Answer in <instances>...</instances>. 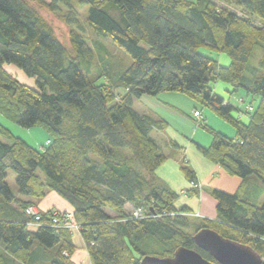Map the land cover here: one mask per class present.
<instances>
[{"label": "trees", "instance_id": "16d2710c", "mask_svg": "<svg viewBox=\"0 0 264 264\" xmlns=\"http://www.w3.org/2000/svg\"><path fill=\"white\" fill-rule=\"evenodd\" d=\"M77 1L89 7L87 24L99 39L85 37L75 0H0V114L50 135L38 150L0 123L10 141L0 140V264H75L73 233L52 225L54 211L42 212L37 225L27 214L51 191L73 207L92 264H141L146 256L172 257L181 246L218 264L193 240L205 228L264 260V202L251 192L257 185L264 196V59L251 63L256 48L264 50V0H236L235 8L217 3L228 0ZM40 10L60 16L70 28L67 41ZM101 38L132 63L115 59ZM201 48L227 54L230 64ZM218 81L231 96L243 91L258 104L237 107L214 91ZM163 92L187 95L236 131L229 137L199 123L212 136L209 147L195 144L199 152L242 179L234 193L212 189L215 220L192 223L191 209L177 207L178 194L157 176L168 157L152 133L168 123L141 115L134 101ZM181 171L195 183L186 159Z\"/></svg>", "mask_w": 264, "mask_h": 264}, {"label": "rangeland", "instance_id": "374dc122", "mask_svg": "<svg viewBox=\"0 0 264 264\" xmlns=\"http://www.w3.org/2000/svg\"><path fill=\"white\" fill-rule=\"evenodd\" d=\"M190 1H195V0H190ZM217 3L220 4L221 6H224V7L226 6L227 8L236 7V0L217 1ZM75 7L77 8L79 12L80 27L83 29L82 32L84 33L85 37L89 41L99 39L95 34L92 33V31L89 29L88 24H87L89 7L87 5L80 4L77 0H75ZM236 9H239V8H236ZM40 13L48 22H50L54 26L59 38L63 41H67L70 28L61 20L60 16H58L57 14H52L48 12L47 10H40ZM101 39H102L101 41L108 48V51L110 52V54L115 59H118L120 62L124 63L127 66L132 63V60L129 57V55L126 54L122 49L115 46L108 39H103V38ZM200 51L201 53L217 60L218 63L222 66H228L230 64V58L227 54L213 52L206 48H201ZM96 53H98L97 50H96ZM263 59H264V50L260 47H257L251 63H253L254 65H259L260 61H262ZM6 69L8 70V72H10V74H12L22 83L30 85V86L34 85V81L28 78L20 69L16 68L15 66L7 65ZM213 88L217 94L227 99H230L233 104H235L237 107H240L242 109H247L251 106L254 107L258 104V99L246 96V94L243 91H239L231 96L229 93V90L231 88L229 87V85H227L226 83L222 81H218L214 83ZM148 100L151 102L150 105L156 112H159L161 116L162 114H165L166 116H168V118L170 119L169 123L171 124V127H174L176 130H178L184 135L186 134L185 135L186 138L190 139L191 141L194 140L196 144L197 143L204 144L203 142L207 143V140L212 141L211 134L207 132L205 129L200 128L199 123L201 122L215 128L219 132H223L222 130L225 128L226 129L228 128L230 131H232L233 135L236 132L235 129L230 124H228L227 122L219 118L210 109L203 107L197 102H195L193 99H191L187 95L180 94L177 92H163L159 94L158 96H143L141 98V101L139 99L135 100V108L140 112L142 110V107L140 105H143V103H145V101H148ZM195 111H198L201 113L202 115L201 118L198 119L194 116ZM0 123L4 125L6 128H8L15 137L24 140L30 146L38 150H43V148L48 146L49 144L50 135L44 129L40 127H31V128L22 127L18 125L17 123L7 119L2 114H0ZM156 135L157 134H155L154 136L157 138ZM229 137H231V135ZM0 140L6 143H10L9 140L1 136H0ZM163 150L165 153L167 152L165 147H163ZM216 178L219 181V183L217 184L221 186L220 188H223V190H226V189L230 190V193L233 192V190L237 188L240 182H242L241 178L237 176H230L226 174L225 172H222L220 175H216ZM254 179H257V178L254 177ZM8 183L12 191L17 195L18 187L16 183L12 179H9ZM198 185L201 189L202 187L201 184L198 183ZM259 185L261 187H264L263 184H261V182H259ZM190 187H191L190 190L183 191L179 194L177 193L178 199L181 198L182 196H190L191 194H192L191 196H193V193L195 192V190L199 189V188H194L192 184ZM259 189L257 185L255 186L253 185L251 188V192L255 198L260 199L261 203L259 204H262V202H264V196L263 195L260 196ZM209 190L211 194L212 189L209 188ZM194 194H196V196L198 195V193H194ZM212 200L214 201V204H215L214 207H213V202L211 204V201L210 202L204 201L203 209L205 207V211H208L207 213L209 214H211V211L213 210L215 211L216 206H217V202L214 199V197L212 198ZM34 206L38 210H41L39 206H37L36 204H34ZM51 211L53 212L57 210H51ZM131 211H132V214L135 215L134 213L135 210L128 207L127 212H131ZM190 217H191L192 223H199L200 221L204 219H210V220L216 219V218L203 217L199 215L198 213H194V212H192ZM75 224L77 225L76 222ZM71 231L72 233H77L78 229L74 226L73 230ZM193 231H194V227H191L190 232H193Z\"/></svg>", "mask_w": 264, "mask_h": 264}, {"label": "crops", "instance_id": "0c3cea01", "mask_svg": "<svg viewBox=\"0 0 264 264\" xmlns=\"http://www.w3.org/2000/svg\"><path fill=\"white\" fill-rule=\"evenodd\" d=\"M139 100L141 101V98ZM150 104L151 102L149 100L145 101L143 105H140L142 107V110L139 112L135 108L134 101V109L141 115H149L155 118L163 119L168 123V128L165 131H154L152 133L153 138L161 146L162 150L163 147H165L167 152L165 153L164 150L163 152L168 157L167 161L157 170V176L165 181L170 186V188L178 194L183 191L190 190L191 181H189L181 171V165L184 162V159H186L196 174L195 183H200L202 187L201 189L199 187V189L195 190L194 193H198L197 196L193 193V196H191V194L190 196H182L181 198H179L175 203L176 206H187L191 209L192 212L198 213L203 217L216 218V210L214 211L212 209L213 211H211V214H209L207 213L208 211H205V207L203 209V206L204 201H211V204L213 202V207L215 206L209 188L223 190V188H220L221 186L217 184L219 183L217 179L219 176L216 178V175H220L224 171L220 166L208 161L196 148V143L194 142V140L191 141L190 139L186 138V134L184 135L174 127H171V124L169 123L170 119L168 118V116H166L165 114H162L161 116L159 112H156ZM222 131L229 136L231 135V137L235 136V134L233 135V132L228 128H225ZM155 134H157V138L154 136ZM203 143L204 144H197L204 147H209L212 141L207 140V143ZM240 184H238L237 188L231 193L237 191ZM224 191H229L230 193V190L226 189ZM24 199L28 200L27 198ZM36 205L39 206L42 212H48L51 210H57L62 213L74 212V209L69 204V202H67L64 198H62L58 193L54 191L48 192L42 200L36 202ZM72 240L74 245L76 246V250L72 254V261L75 264H92L89 252L83 238L81 237V234L79 232L73 233ZM50 254L52 255V252H50ZM44 264H49V262L45 261Z\"/></svg>", "mask_w": 264, "mask_h": 264}, {"label": "water", "instance_id": "95a60500", "mask_svg": "<svg viewBox=\"0 0 264 264\" xmlns=\"http://www.w3.org/2000/svg\"><path fill=\"white\" fill-rule=\"evenodd\" d=\"M193 240L197 247L207 252L218 264H263V258L251 247L226 239L211 229L197 232ZM141 264H216L198 251L179 247L172 257L146 256Z\"/></svg>", "mask_w": 264, "mask_h": 264}, {"label": "built area", "instance_id": "2783aa9c", "mask_svg": "<svg viewBox=\"0 0 264 264\" xmlns=\"http://www.w3.org/2000/svg\"><path fill=\"white\" fill-rule=\"evenodd\" d=\"M249 111H252V107L247 108ZM194 116L196 118H201V113L198 111L194 112ZM193 185L194 188H199L198 183H191ZM135 213V217H140L142 216V210L141 209H136L134 211ZM27 214L34 218L35 223H32L34 225H37V222L41 221L42 218V212L41 210H38L34 205L29 206V208L27 209ZM59 217V212L54 211L53 212V217H52V225H54V227L56 228H62V229H69V230H73V227L75 226L77 229L78 225L75 224L74 219H73V215L71 213H62ZM72 227V228H71Z\"/></svg>", "mask_w": 264, "mask_h": 264}]
</instances>
